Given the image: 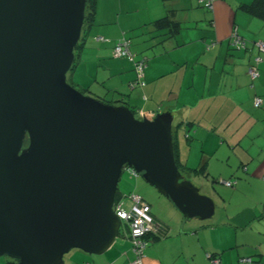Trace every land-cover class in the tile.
I'll use <instances>...</instances> for the list:
<instances>
[{
  "label": "crops",
  "instance_id": "0c3cea01",
  "mask_svg": "<svg viewBox=\"0 0 264 264\" xmlns=\"http://www.w3.org/2000/svg\"><path fill=\"white\" fill-rule=\"evenodd\" d=\"M253 1L215 0L209 10L199 0H96L93 23L85 26L71 83L93 97L131 107L140 119L173 111L178 151V128L183 119L191 120L186 140L192 150L200 147L197 159L205 169L188 178L217 204L213 218L183 223L168 198L130 173L121 192H136L132 186L146 190L136 193L165 228L150 235L143 264H212L207 253L221 264H264V52L256 44L264 42V20L246 9ZM166 17L169 22L160 23ZM235 32L246 48L232 45ZM125 38L136 59L147 58L144 84L133 61L113 55ZM252 67L260 73L256 80ZM256 97L263 100L259 108ZM226 180L236 183L230 187ZM134 259L131 240L119 235L104 254L73 250L65 263L131 264Z\"/></svg>",
  "mask_w": 264,
  "mask_h": 264
},
{
  "label": "water",
  "instance_id": "95a60500",
  "mask_svg": "<svg viewBox=\"0 0 264 264\" xmlns=\"http://www.w3.org/2000/svg\"><path fill=\"white\" fill-rule=\"evenodd\" d=\"M87 0H0V258L66 264L117 241L125 169L168 198L183 223L216 201L177 163L173 111L138 118L68 82Z\"/></svg>",
  "mask_w": 264,
  "mask_h": 264
},
{
  "label": "built area",
  "instance_id": "2783aa9c",
  "mask_svg": "<svg viewBox=\"0 0 264 264\" xmlns=\"http://www.w3.org/2000/svg\"><path fill=\"white\" fill-rule=\"evenodd\" d=\"M215 0H199L207 9L212 10L214 8ZM98 39L103 40L104 38L100 37ZM231 43L234 47L238 49H243L246 47V42L239 37L238 33L235 32L232 35ZM258 48L261 51H264V42L256 43ZM113 55L116 57L128 58L135 64V69L138 75L139 83L144 84V72L147 65V58L143 57L136 59V54L131 51V41L130 39H123L118 42L113 49ZM250 75L253 80L258 79L260 73L256 67L250 69ZM263 103L261 97L255 98V106L260 107ZM134 175H137L135 170L128 169ZM224 183L227 186H234L235 181L226 180ZM125 200L130 203V209L125 208ZM114 211L117 216L121 219V228L126 224L127 226V236L132 242L133 251L135 254V259L131 264H143L146 249L149 243V236L152 233H158L162 230L163 225L158 222L152 215L151 205L138 193L131 192L128 195L120 198L115 202ZM207 257L211 260L212 264H221V260L218 256H214L212 253H207ZM249 264H253L251 260ZM248 263V262H247ZM81 264H91L90 262H83Z\"/></svg>",
  "mask_w": 264,
  "mask_h": 264
},
{
  "label": "rangeland",
  "instance_id": "374dc122",
  "mask_svg": "<svg viewBox=\"0 0 264 264\" xmlns=\"http://www.w3.org/2000/svg\"><path fill=\"white\" fill-rule=\"evenodd\" d=\"M69 74H70V72H69ZM69 74H68V82L70 83L71 81L69 80ZM86 95H89V94H86ZM89 96H91V95H89ZM97 99H99V98H97ZM100 100H102L104 102H107V103H110L107 99H100ZM187 116L189 117V114ZM187 119H189V118H187ZM182 121L185 123V125H181L180 128H178L179 135H180V140L182 141V148H181L180 151H178V153H179L178 158H180L179 162L183 165V167H187V168H190V170H192V167L196 169V168L200 167V165H201V163L198 162V159H197V154L199 153L201 155V149L199 147L197 150L196 149L192 150V141L189 143L188 142L189 140H186V135L190 134V132H191V128H190V126H192L191 125V120H184L183 119ZM174 134H175V137H176L177 132L175 131ZM191 134H192V132H191ZM202 151H204V150H202ZM130 173L131 172L129 170H127V169L124 170V172L122 174V177L120 179V182H119V189H121V188L125 189L126 186H127V182H131ZM136 176H138V175H136ZM138 178L142 182L141 185L151 188V190L157 192V194H161L157 190L156 187H154L153 185L148 183L143 177L138 176ZM210 182L213 183L216 186V188H220L221 189L222 186L218 185L220 183H219V180H217L216 178H215V180H213V178L210 179ZM132 188H134V190L136 192L141 193L142 195H145V191L146 190L142 189V187H137V186L134 187V186H132ZM126 191L127 190H125V192ZM201 191H202V193H205V189L202 188ZM122 194L126 195L124 193H122ZM125 201H126L125 202V208L129 210L130 209V203L127 200H125ZM204 221H207V220H204ZM123 236H127V226H126V224L121 229L120 237H123ZM12 262H15V261L11 257L5 256V257H1L0 258V264H12Z\"/></svg>",
  "mask_w": 264,
  "mask_h": 264
},
{
  "label": "trees",
  "instance_id": "16d2710c",
  "mask_svg": "<svg viewBox=\"0 0 264 264\" xmlns=\"http://www.w3.org/2000/svg\"><path fill=\"white\" fill-rule=\"evenodd\" d=\"M95 6H96V0H87V8H86V21H85V25H84V28H83V32H82V37H81V40L79 42V45L77 46L76 48V52L79 48H81V46L83 45V42L85 40L84 38V29H85V26L88 25V24H92L93 23V20H94V16H95ZM246 9L251 13L253 14L254 16L258 17V18H261L264 20V0H254L250 5H247L246 6ZM169 22V18H164L163 20L160 21V23H167ZM246 48V47H245ZM261 51V50H260ZM264 52V51H263ZM77 55V54H76ZM77 57V56H76ZM77 66V59L75 60V63L72 67V70L75 69V67ZM71 70V71H72ZM71 83V82H70ZM73 86H75L73 83H71ZM76 87V86H75ZM77 88V87H76ZM79 89V88H78ZM81 90L82 92H84L82 89H79ZM85 93V92H84ZM87 94V93H86ZM255 100V99H254ZM107 103V102H106ZM111 104V103H110ZM255 104V102H254ZM263 104V103H262ZM262 106V105H261ZM260 106V107H261ZM259 108V107H257ZM135 112V111H134ZM175 127H174V130H173V136H174V146H175V152H176V160H177V163L179 165V168L180 170L186 174L187 177H189L190 174H192V172L194 173H200L202 171H204L205 167L202 165L200 168L198 169H192L190 170V168H187V167H183V165L179 162V154H178V150H177V145H176V141H175ZM128 170V169H127ZM126 195H123L120 191V189H118V192H117V196H116V201H118L120 198L124 197L125 198ZM144 198V197H143ZM145 199V198H144ZM146 200V199H145ZM147 201V200H146ZM165 228L163 226L162 230L163 231ZM160 231V232H161ZM150 237V236H149ZM129 238V237H128ZM15 262H12V264H18V261L14 259ZM85 262H89V261H85ZM91 263V262H90ZM92 264V263H91Z\"/></svg>",
  "mask_w": 264,
  "mask_h": 264
}]
</instances>
